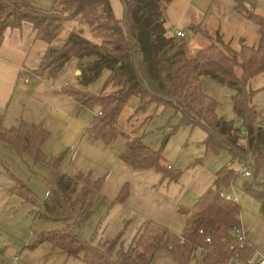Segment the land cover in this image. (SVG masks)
Returning a JSON list of instances; mask_svg holds the SVG:
<instances>
[{"label":"trees","instance_id":"16d2710c","mask_svg":"<svg viewBox=\"0 0 264 264\" xmlns=\"http://www.w3.org/2000/svg\"><path fill=\"white\" fill-rule=\"evenodd\" d=\"M121 1L125 14L119 19L112 0H55L50 11L23 0H0V45L8 29L32 24L38 39L49 45L36 73L39 78L55 80L71 61H77L81 72L78 87L67 86L65 93L83 108H98L102 114L95 116L87 134L110 145L121 133L127 142L121 159L127 165L134 170H156L172 181L179 180L181 172L166 165L162 151L152 150L143 138L151 107L175 110L181 116L182 127L200 128L206 133L203 144L207 149L227 150L236 164L254 162V188L246 192L257 200L264 217V185L256 183L264 170V120L253 105L254 93L249 90L251 80L264 74V17L237 0L238 11L260 28L258 44L244 45L237 51L217 34L215 44L190 56L186 38L170 36L166 27L167 9L173 0ZM70 22L77 27L61 40L65 25ZM200 34L209 38L207 32ZM105 72L109 76L102 93H88L87 88ZM203 78H211L234 92L231 101L241 128H236L234 120L219 117L218 104L206 93ZM135 98L139 106L128 120L130 132H121L119 120ZM140 115L144 116L141 123L137 119ZM48 138L49 132L40 125L22 123L10 130L0 125V149L15 153L30 169L43 166L59 171L65 157L53 159L46 155L44 145ZM168 141L167 138L164 146ZM236 176L229 167L216 173L213 186L197 202L181 236L147 222L125 249L121 235L93 245L76 234L95 214L94 196L100 193L103 180L92 181L84 174H59L48 201L41 206L39 218L63 223L65 227L43 233L37 243L50 242L69 257L81 258L84 264H153L162 253L170 254L175 264H231L238 248L234 230L242 226L241 208L238 202L226 201L219 192L230 187ZM79 188L81 197L77 198ZM124 195L126 189L121 200ZM240 253L244 262L251 250Z\"/></svg>","mask_w":264,"mask_h":264},{"label":"crops","instance_id":"0c3cea01","mask_svg":"<svg viewBox=\"0 0 264 264\" xmlns=\"http://www.w3.org/2000/svg\"><path fill=\"white\" fill-rule=\"evenodd\" d=\"M23 1L43 10L53 0ZM242 1L249 11L264 17V0ZM112 3L115 14L121 8L124 16L122 1L112 0ZM167 20L170 36L181 31L187 38V30L201 39V31L210 37L219 34L237 51L244 45L252 47L259 42V26L238 11L237 0H173L167 9ZM69 32L65 30L61 40L67 39ZM37 36L30 23L5 32L0 45V125L8 130L22 123L42 126L49 132L44 145L46 155L53 159L64 155L65 160L59 171L43 166L32 170L15 153L0 150V264H71L72 260L84 264L81 258L69 257L50 242L37 243L43 233L64 228L60 222L39 218L41 206L48 201L59 174L69 177L84 174L92 181L103 180V187L94 200L99 202V210L108 208V214L91 238L93 245L104 241L105 238L97 241L98 233L118 218L123 221L124 230L118 236H122L125 249L147 222L159 224L181 236L197 202L213 185L209 184L207 190L202 188L199 192L178 186L170 193V184L180 182L182 171L178 170L181 172L179 180L172 181L156 170H134L121 159L127 149L126 141L115 147L114 143L107 145L91 138L87 133L99 109L83 108L64 90L67 86L78 87L77 61H71L55 80L39 78L36 73L49 45ZM108 76L109 73L106 78ZM26 77L30 80L28 84L23 81ZM208 79L203 78V86ZM216 84L210 82V87L217 89ZM205 91L215 100L206 88ZM230 117L232 119L233 114ZM158 146L150 147L158 151ZM168 166L173 170L182 167L178 162ZM163 185L166 186L162 188ZM125 189L127 195L121 200ZM258 218L257 226L242 227L248 233L251 245L264 251V217L260 214ZM153 264H175V261L170 254L162 253Z\"/></svg>","mask_w":264,"mask_h":264},{"label":"rangeland","instance_id":"374dc122","mask_svg":"<svg viewBox=\"0 0 264 264\" xmlns=\"http://www.w3.org/2000/svg\"><path fill=\"white\" fill-rule=\"evenodd\" d=\"M53 8L54 0L51 1L47 9L43 10L50 11ZM116 9H118V6H116ZM116 16L122 18L123 10H121V8L117 10ZM65 26L67 31H73L75 27H77V25L73 22L67 23ZM168 32L170 31L168 30ZM187 33L188 35L186 41L191 47L190 56L194 52H196L195 48L202 50L206 49L212 43H216V37L209 36L208 38L207 36H202L201 39L200 37H195V35L191 34V31L187 30ZM107 75L108 72H105L97 83L87 88V92L94 96L100 95L106 82ZM79 77L80 76H77V78ZM74 81L75 80L73 79V82ZM210 82L213 83L214 81L210 78L206 81V83L204 82V88H206L207 91L210 92V95H213L215 100L218 102L217 113L219 117L227 121L234 120L236 128H241L239 121L236 119L231 101L234 92L219 84H216L217 89L211 88ZM249 90L254 93L252 101L253 105L261 115V118L264 120V74H261L251 80ZM138 106L139 101L135 98L130 102L129 106L122 114L118 123L119 130L121 132H130L128 120L133 114H135ZM148 114L149 116H151V119L149 120L145 128L146 135L143 138V143L148 146L150 144L153 146L159 144L158 151H162V154L166 159V165H174L175 162H178V164L180 163L182 166L179 168L176 167V169L174 168L175 170L182 171L183 175L178 184H170V193H172L175 187L178 186L183 188L185 187L187 190H193L196 192H199L200 190H202V188H205V190H207L214 183H212L214 174L226 166L231 167L236 172H238V166L227 150L220 149L218 147H210L207 149L203 144L204 139L207 137L206 133L200 128L182 127L181 116L179 113H176L175 110L171 108L166 109L163 107L157 108L156 106H153L149 109ZM232 114L233 118L229 119L230 116L232 117ZM137 119H141V123L142 120L144 121V116L141 117L140 115ZM140 123L136 124V127L139 128L141 126ZM167 138L169 139V141L164 146V141ZM125 141L126 138L123 137L120 133L113 143L115 147H118L122 146ZM38 168L41 169L40 167ZM254 183V178L244 180L241 176L237 175L231 186L225 187L223 189L226 193H229L233 197V199H237L238 205L241 208V222L244 228H251L259 224L258 216H260V205L251 193L246 192V189L254 188ZM256 183L264 185V170L258 175ZM165 186L166 185H163L162 188H164ZM29 188L30 187H28V190L30 191L31 188ZM31 190L35 193L33 189ZM160 192L162 193L161 189ZM206 192L207 191H205V193ZM80 197L81 192L79 191L77 194V198ZM94 202L96 212H98L94 217L91 218L90 222H88L85 227L76 230V234H82V236H80L83 240L85 239L84 241L87 242H92V236L95 234L98 226H100L99 224L105 220L106 215L108 214V208L99 210V202L97 200H94ZM122 223V218H118L110 227L107 226L106 228H103L102 232L98 233L97 241L100 238H105L104 240H107V238H116V236H118V233L124 230ZM61 224L65 227V224ZM50 225L54 226V224ZM57 225L61 226L60 224ZM260 251L264 253L262 249H260ZM71 264H78V262L72 260Z\"/></svg>","mask_w":264,"mask_h":264},{"label":"built area","instance_id":"2783aa9c","mask_svg":"<svg viewBox=\"0 0 264 264\" xmlns=\"http://www.w3.org/2000/svg\"><path fill=\"white\" fill-rule=\"evenodd\" d=\"M174 35L180 40L186 38V34L181 31H175ZM23 81L25 84H28L30 82L29 78L27 77L24 78ZM97 115L100 116L102 114L98 113ZM262 125H264V121L262 122ZM242 136L245 138L246 133H243ZM237 166H238V172L236 173L238 176H241L244 180L253 178V167H254L253 161L246 160V161L238 163ZM219 195L222 198H224L226 201L238 202L237 199H233V197L229 193H226L224 190H221L219 192ZM234 234H235L238 248L236 249V257L231 264H264V253L251 245V243L249 242L248 233L245 231V229L242 226L237 227L234 230ZM246 249L251 250V255L244 262H242L240 260L241 259L240 251H243Z\"/></svg>","mask_w":264,"mask_h":264},{"label":"water","instance_id":"95a60500","mask_svg":"<svg viewBox=\"0 0 264 264\" xmlns=\"http://www.w3.org/2000/svg\"><path fill=\"white\" fill-rule=\"evenodd\" d=\"M77 75H78V76H81V72H80V71H77Z\"/></svg>","mask_w":264,"mask_h":264}]
</instances>
